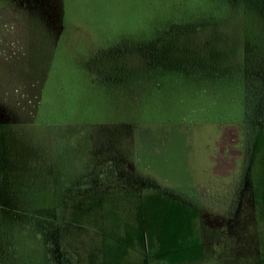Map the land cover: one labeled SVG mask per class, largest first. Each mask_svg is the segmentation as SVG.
Segmentation results:
<instances>
[{
    "label": "rangeland",
    "instance_id": "1",
    "mask_svg": "<svg viewBox=\"0 0 264 264\" xmlns=\"http://www.w3.org/2000/svg\"><path fill=\"white\" fill-rule=\"evenodd\" d=\"M0 264H264V0H0Z\"/></svg>",
    "mask_w": 264,
    "mask_h": 264
},
{
    "label": "crops",
    "instance_id": "2",
    "mask_svg": "<svg viewBox=\"0 0 264 264\" xmlns=\"http://www.w3.org/2000/svg\"><path fill=\"white\" fill-rule=\"evenodd\" d=\"M106 146H107V145L102 144V149L105 150V149H106ZM108 147H109V146H108ZM102 149H101V150H102ZM96 153H97V154H100L101 152H100V150H99V151L95 150L93 154L96 155ZM93 157H94V156H93ZM87 169L89 170V167H88V166H87ZM119 170H120V169H116V168H111V167H110L109 170H108V173H110V174H111L112 172L117 173ZM99 171H100V170H99ZM120 171H122V170H120ZM101 172H102V171H101ZM83 174H84V175H81V177H80V182H81V180H83V179L85 178V176H86V175H85V171L83 172ZM97 174H98L97 172H93V173H92V177H89V175H87V176H88L87 179H92V180H93V182H92L91 185H90V184L85 185V184H84V183H86V180H85V181H82V184H81L78 188H80V187H81V188H82V187L84 188L83 185H85L86 187H85L84 189L92 190L91 188H94L93 185L95 184V180H96V179L98 180V178H99ZM107 176H111V175H107ZM87 187H89V188H87ZM89 192H90V191H89Z\"/></svg>",
    "mask_w": 264,
    "mask_h": 264
}]
</instances>
